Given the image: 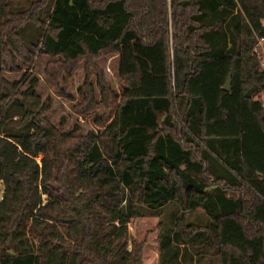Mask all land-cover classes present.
Instances as JSON below:
<instances>
[{
    "label": "trees",
    "instance_id": "1",
    "mask_svg": "<svg viewBox=\"0 0 264 264\" xmlns=\"http://www.w3.org/2000/svg\"><path fill=\"white\" fill-rule=\"evenodd\" d=\"M260 39L264 0H0V264H143L149 217L158 264H264ZM114 56L113 118L59 132L35 60L54 82L84 63L86 115Z\"/></svg>",
    "mask_w": 264,
    "mask_h": 264
},
{
    "label": "rangeland",
    "instance_id": "2",
    "mask_svg": "<svg viewBox=\"0 0 264 264\" xmlns=\"http://www.w3.org/2000/svg\"><path fill=\"white\" fill-rule=\"evenodd\" d=\"M255 50L257 52L255 54L261 59V67L264 69L262 45L257 43ZM49 61L50 59L44 57L37 58L30 71L38 78L39 83L36 91L48 106L45 117L61 133L77 131L80 134H85L89 131L102 130L114 116V110L124 85L117 76V57L100 58L95 61V66L104 73V78L112 89V95L109 98L108 108L96 106L92 113L86 115L79 114L73 109L82 100L80 92H84V63L79 64L70 77H63L54 82L48 79L45 74V67ZM6 77L9 81H14L18 80L20 75L7 73ZM93 81L95 82V75ZM255 98L259 99L264 106V92L257 94ZM37 160L39 162V159ZM1 191L0 183V194ZM158 223V218L149 217L132 220L129 224L131 237L143 244V264H158Z\"/></svg>",
    "mask_w": 264,
    "mask_h": 264
},
{
    "label": "water",
    "instance_id": "3",
    "mask_svg": "<svg viewBox=\"0 0 264 264\" xmlns=\"http://www.w3.org/2000/svg\"><path fill=\"white\" fill-rule=\"evenodd\" d=\"M230 85H231V74L228 76L227 80H226V83L223 87V90L224 91H229L230 89ZM256 90V87H252L250 88L244 95L245 98L249 99L252 97V94L254 93V91ZM160 119V116L157 115V121Z\"/></svg>",
    "mask_w": 264,
    "mask_h": 264
},
{
    "label": "built area",
    "instance_id": "4",
    "mask_svg": "<svg viewBox=\"0 0 264 264\" xmlns=\"http://www.w3.org/2000/svg\"><path fill=\"white\" fill-rule=\"evenodd\" d=\"M258 44L262 45V50H263V45H264V40L263 39H260L258 40ZM256 52V50H255ZM257 53V52H256ZM264 53V52H263ZM264 62V61H263Z\"/></svg>",
    "mask_w": 264,
    "mask_h": 264
}]
</instances>
